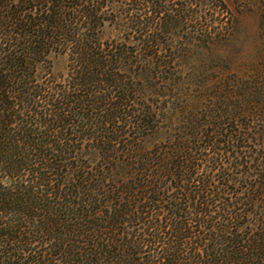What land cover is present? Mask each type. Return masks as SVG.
<instances>
[{
    "label": "trees",
    "instance_id": "16d2710c",
    "mask_svg": "<svg viewBox=\"0 0 264 264\" xmlns=\"http://www.w3.org/2000/svg\"><path fill=\"white\" fill-rule=\"evenodd\" d=\"M0 264H264V0H0Z\"/></svg>",
    "mask_w": 264,
    "mask_h": 264
},
{
    "label": "rangeland",
    "instance_id": "374dc122",
    "mask_svg": "<svg viewBox=\"0 0 264 264\" xmlns=\"http://www.w3.org/2000/svg\"><path fill=\"white\" fill-rule=\"evenodd\" d=\"M258 16L253 12H245L237 15L234 26L231 44L233 47L249 48L255 43L258 36ZM200 58L210 60L208 53L200 52ZM65 63L59 58L53 61V72L57 73L63 70Z\"/></svg>",
    "mask_w": 264,
    "mask_h": 264
}]
</instances>
